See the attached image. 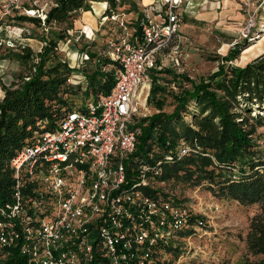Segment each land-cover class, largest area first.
Returning <instances> with one entry per match:
<instances>
[{
  "label": "built area",
  "instance_id": "1",
  "mask_svg": "<svg viewBox=\"0 0 264 264\" xmlns=\"http://www.w3.org/2000/svg\"><path fill=\"white\" fill-rule=\"evenodd\" d=\"M191 1L160 0L161 9L140 17L139 32L132 26L99 52L98 61L107 58L100 69L113 79L107 91L93 90L84 70L89 49L75 48L66 82L78 86L83 98L78 95L53 126L39 122L10 159L12 190L0 202L1 250L17 248L34 264H179L184 250L192 248V231L186 230H193L197 212L181 201L173 180L163 177L164 164L209 153L179 138L158 156L156 142L145 155L134 154L137 115L146 108L157 57L179 35L180 6ZM20 3L0 0V16ZM116 16L103 14L101 21ZM80 33L94 39L86 24ZM71 38L54 48L67 51ZM176 249L183 251L178 260L172 259Z\"/></svg>",
  "mask_w": 264,
  "mask_h": 264
},
{
  "label": "trees",
  "instance_id": "2",
  "mask_svg": "<svg viewBox=\"0 0 264 264\" xmlns=\"http://www.w3.org/2000/svg\"><path fill=\"white\" fill-rule=\"evenodd\" d=\"M105 1L104 15L115 12L119 3H135L134 0ZM90 6V0H53L43 19L38 15L8 14L0 16V26H21L19 24L23 22H30L43 28L51 23H64L66 26L55 33L56 40L62 39L80 12L90 9ZM140 20L136 19L133 24L138 32ZM56 40L46 39L43 52H35L26 44L19 52L8 55L22 63L26 70L17 81L2 85L0 202L7 200L12 190L10 159L39 122L47 121L48 127L53 126L63 110L71 107L77 95L78 86L66 82L69 66L51 54ZM242 48L236 43L228 57H236ZM99 61V66L88 76L89 82L94 91H107L113 79L109 72L100 69V64L107 58L100 57ZM155 89L154 84L149 95ZM180 93L172 111L142 118L134 154L145 155L156 142L159 145L158 156L173 148L179 138L195 142L208 152L209 155L190 153L165 163L163 177L175 179L195 172V181H208L209 187L219 197L243 205L258 203L259 210L249 219L244 237L246 255L240 264H264V152H258L253 138L258 127L264 124V51L242 65L221 64L209 77ZM187 113L192 117L191 122L184 120ZM183 167L185 171L179 174L178 169ZM178 249L175 255L180 251ZM5 253L7 258L0 264H34L17 248Z\"/></svg>",
  "mask_w": 264,
  "mask_h": 264
},
{
  "label": "rangeland",
  "instance_id": "3",
  "mask_svg": "<svg viewBox=\"0 0 264 264\" xmlns=\"http://www.w3.org/2000/svg\"><path fill=\"white\" fill-rule=\"evenodd\" d=\"M134 1V4L119 3L115 9L116 19L104 22L101 21V16L105 7H95V11L90 6L98 17L97 25L93 27L94 39L88 40L80 33L81 27L86 23L80 24L79 20L82 18L78 16L72 27L67 29L66 35L72 37V42L79 35L78 41L71 42L67 51L54 48L51 54L71 65L75 63V48L86 46L94 53L84 65L85 73L89 76L99 66V52H106L110 41H116L126 30H130L134 21L143 14L154 12L152 8L157 11L162 7L160 0ZM52 2L53 0H21L19 8H14L10 14L41 17ZM90 2L102 6L103 0ZM179 11L182 13L179 35L173 38L157 57V68L151 74L150 85L151 88L155 84L156 89L151 90L150 95L148 93L146 108H142L141 113L137 115V125L140 128L142 118L157 112L172 111L179 99L177 94L209 77L221 64L242 65L264 51V0H193L189 4L183 2ZM19 25L24 29L19 30L17 26L8 27L9 35H0V98L3 95L2 85L17 81L26 70L22 63L8 55L19 52L21 46L26 44L35 52H43L47 44L46 39L56 40V31L66 26L64 23H51L42 28L30 22ZM30 32L34 33L29 34ZM8 38L14 41L13 44L5 42ZM62 39L59 38L55 42L60 44ZM246 42L248 45L245 46ZM236 43L243 48L236 57L229 58L228 54ZM249 45L254 47L244 52ZM78 95L79 90L75 98ZM80 95L78 98L82 99L83 96ZM184 116V120L191 122L192 117L188 113ZM253 138L256 140V149L259 153L262 152V126L258 127ZM184 171L183 167L177 172L183 174ZM196 178L195 172H189L187 176L172 179L175 184L171 187L175 189L181 201L191 203V209L194 213L197 212V216L193 218L195 221L192 222L194 228L189 229L192 231V248L188 252L187 249L184 252L178 251V257L173 253L172 259L178 260L183 252L179 264H240L246 255L244 237L249 219L259 210V204L243 205L219 197L209 187L211 185L208 181L201 180L197 183ZM178 244L184 246L182 240H179ZM6 258V253L0 249V263Z\"/></svg>",
  "mask_w": 264,
  "mask_h": 264
},
{
  "label": "crops",
  "instance_id": "4",
  "mask_svg": "<svg viewBox=\"0 0 264 264\" xmlns=\"http://www.w3.org/2000/svg\"><path fill=\"white\" fill-rule=\"evenodd\" d=\"M107 5V2L105 0H103L102 2V6H99V5H95V4H91V7L95 10V7H106ZM91 10V9H88V10H82L80 12V15H79V18L82 20H79V23L80 24H83V23H86L87 26H90L91 28L93 27H96L97 25V22H98V17L96 16V12L97 10ZM78 18V19H79ZM97 18V19H96ZM13 27V26H12ZM7 26L6 25H3V26H0V35L1 34H4V35H9L8 34V30H7ZM6 30V31H5ZM22 39V37H20ZM24 38H27V37H24ZM17 39V38H16ZM20 40V39H19Z\"/></svg>",
  "mask_w": 264,
  "mask_h": 264
},
{
  "label": "bare ground",
  "instance_id": "5",
  "mask_svg": "<svg viewBox=\"0 0 264 264\" xmlns=\"http://www.w3.org/2000/svg\"><path fill=\"white\" fill-rule=\"evenodd\" d=\"M253 47H254L253 45H249V46L244 50V52H248V51H250Z\"/></svg>",
  "mask_w": 264,
  "mask_h": 264
}]
</instances>
